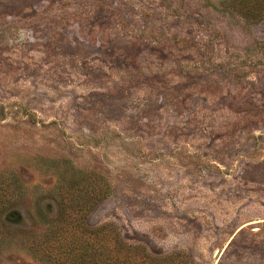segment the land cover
<instances>
[{
    "label": "rangeland",
    "instance_id": "1",
    "mask_svg": "<svg viewBox=\"0 0 264 264\" xmlns=\"http://www.w3.org/2000/svg\"><path fill=\"white\" fill-rule=\"evenodd\" d=\"M263 44L234 0H0V264H264Z\"/></svg>",
    "mask_w": 264,
    "mask_h": 264
},
{
    "label": "trees",
    "instance_id": "2",
    "mask_svg": "<svg viewBox=\"0 0 264 264\" xmlns=\"http://www.w3.org/2000/svg\"><path fill=\"white\" fill-rule=\"evenodd\" d=\"M235 4L237 5L239 11L241 12L242 16L250 17L251 19L259 20L262 18L264 13V6L263 2L264 0H234ZM263 50H264V44H263ZM80 239H84L81 242L80 246V262L79 264H86L84 262L85 257L89 255V251H95V255L97 256V263L96 264H104L103 258L107 256L108 254H111L114 252L115 248H108V238L105 234H95V243L88 244V242L85 240V231H81ZM104 248H108L107 253L104 252ZM120 249H116L117 254L120 253ZM69 264H72V261L69 262Z\"/></svg>",
    "mask_w": 264,
    "mask_h": 264
}]
</instances>
